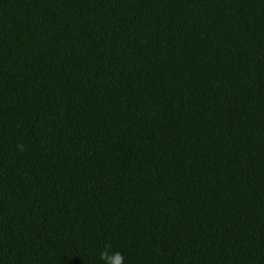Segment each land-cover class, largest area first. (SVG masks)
I'll list each match as a JSON object with an SVG mask.
<instances>
[{"label":"trees","instance_id":"obj_1","mask_svg":"<svg viewBox=\"0 0 264 264\" xmlns=\"http://www.w3.org/2000/svg\"><path fill=\"white\" fill-rule=\"evenodd\" d=\"M0 264H264V0H0Z\"/></svg>","mask_w":264,"mask_h":264}]
</instances>
